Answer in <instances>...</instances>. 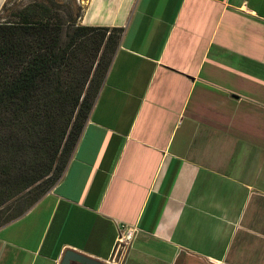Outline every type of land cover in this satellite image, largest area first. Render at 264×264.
<instances>
[{"label":"crops","instance_id":"obj_1","mask_svg":"<svg viewBox=\"0 0 264 264\" xmlns=\"http://www.w3.org/2000/svg\"><path fill=\"white\" fill-rule=\"evenodd\" d=\"M78 22L120 39L63 177L0 229V264L263 255L264 0H85ZM119 224L136 229L121 258Z\"/></svg>","mask_w":264,"mask_h":264},{"label":"trees","instance_id":"obj_2","mask_svg":"<svg viewBox=\"0 0 264 264\" xmlns=\"http://www.w3.org/2000/svg\"><path fill=\"white\" fill-rule=\"evenodd\" d=\"M96 30L104 34L105 42L93 71L92 61L80 66L71 63L73 50ZM121 32L119 28L82 26L60 16L56 19L50 9L35 3L19 15L17 22L0 23V130L9 129L3 123L5 120L14 131L13 138L5 136V132L3 135L1 132V136H5V142L12 147L20 143L19 136L22 138L23 134L39 126L41 133L44 132L46 137L50 133L53 139V166L40 179L36 178L38 185L32 197L21 209L5 218L2 226L22 217L63 177L89 119ZM40 110L47 119L46 125L45 121L37 122ZM6 153L1 151L5 158V164L0 165L1 172L9 177L21 174L22 180L28 181L29 175H22V164L17 168L16 160L13 157L8 159ZM36 172L32 171L33 174Z\"/></svg>","mask_w":264,"mask_h":264},{"label":"rangeland","instance_id":"obj_3","mask_svg":"<svg viewBox=\"0 0 264 264\" xmlns=\"http://www.w3.org/2000/svg\"><path fill=\"white\" fill-rule=\"evenodd\" d=\"M84 2L85 0H6L5 5L0 13V23L17 22L19 15H21L22 12L29 10L30 6L35 3L36 5L45 6L50 9L52 16L56 17V19L60 16L68 22L76 21V24H79L78 20L81 15ZM103 36L104 34L100 30H96L89 37L83 39L80 44L73 50V54L72 56H70V62L80 66L81 64L84 65L85 63H89L92 61L94 62L92 68L93 71L95 64L97 63L99 56L103 50V44L105 42ZM106 60L107 59H105L104 62ZM245 82L247 84L244 85L245 90L232 88L233 91H240L245 95L249 93L252 94L253 91L256 90L253 89V86H255L254 83L256 82H253V80H245ZM237 84H239V82L236 83V86H238ZM252 120L254 124L257 125V127H260V131L264 132V128H262L263 123L258 119ZM39 121H45V125L47 124V119L44 116V112L41 110L37 112V122ZM3 123L4 125L7 124L6 127H9L10 130H0V165L5 164V158L1 154V151L5 150V152L7 151L6 155L8 159L10 157H13L16 160V163L18 164H16L17 168H20V164H22V175L27 174L29 175V178L28 181H24L21 178V174L9 177L7 175H4V172H1L0 168V229L4 227L2 226V222L4 221V219L13 214L15 211L21 209L25 205L26 200L32 197L33 191L38 185V182H36V178L40 179L44 175V173H46L47 170L51 166H53L52 134L49 133V135L46 137V135H44V132H40V127L37 126L36 128H32L28 134H23L22 138H20L19 136L20 143L16 142V145L9 147L7 145L8 142H5V136L9 135L8 138H13L14 131L9 121L7 122L4 120ZM26 123L27 122H23L22 124ZM53 129H55V127ZM1 132L2 135L5 132L4 137L1 136ZM14 149L16 150L14 151ZM33 170H37V172L33 174ZM26 185L29 186L25 189L24 187ZM251 206L252 205H250V207ZM123 252L124 249L121 250L118 254L121 253L122 255ZM239 252L240 250L235 249L234 252L233 250H231L229 252L230 254L227 258V261L229 262V260H236ZM251 259H253V261L247 264H264V254H257L256 256L252 255Z\"/></svg>","mask_w":264,"mask_h":264},{"label":"built area","instance_id":"obj_4","mask_svg":"<svg viewBox=\"0 0 264 264\" xmlns=\"http://www.w3.org/2000/svg\"><path fill=\"white\" fill-rule=\"evenodd\" d=\"M117 227L118 235L115 243V252L119 253L123 249L125 252L127 247L131 244L133 238L135 237L136 229L133 226L125 224H119ZM124 252L122 253L121 257L123 256ZM113 264H120V261H116Z\"/></svg>","mask_w":264,"mask_h":264},{"label":"water","instance_id":"obj_5","mask_svg":"<svg viewBox=\"0 0 264 264\" xmlns=\"http://www.w3.org/2000/svg\"><path fill=\"white\" fill-rule=\"evenodd\" d=\"M72 262H76L79 264H109V263L97 261L95 259L89 258L87 256L81 255L79 253L70 250L64 253L59 264H70Z\"/></svg>","mask_w":264,"mask_h":264}]
</instances>
